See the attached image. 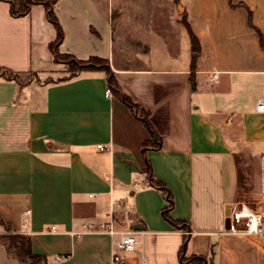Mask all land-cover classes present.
<instances>
[{
    "label": "crops",
    "instance_id": "crops-1",
    "mask_svg": "<svg viewBox=\"0 0 264 264\" xmlns=\"http://www.w3.org/2000/svg\"><path fill=\"white\" fill-rule=\"evenodd\" d=\"M231 3L57 0L58 51L108 60L118 87L107 97L103 70L63 79L68 65L54 60L56 29L42 4L14 17L0 0V68L16 77L0 74V219L47 264H264L262 241L225 223L235 202L264 210V0ZM183 16L200 45L194 88ZM141 111L156 147L145 145ZM146 159L183 224L163 215L168 201L142 171ZM108 221L135 234L122 262L112 259L117 237L101 227ZM0 264L27 263L0 240Z\"/></svg>",
    "mask_w": 264,
    "mask_h": 264
},
{
    "label": "trees",
    "instance_id": "trees-1",
    "mask_svg": "<svg viewBox=\"0 0 264 264\" xmlns=\"http://www.w3.org/2000/svg\"><path fill=\"white\" fill-rule=\"evenodd\" d=\"M3 1L9 3V12L14 17H19L27 14L30 11L31 6L34 4L43 5L47 19L54 25L56 29V38L54 41L50 42L49 44V48L53 53L54 60L63 61L68 65V75L63 79L71 78L78 72L84 70H103L107 75L108 87L111 89V91L112 90L116 91L118 85L111 72L108 60L99 57H90L87 60H79L70 54H62L58 51V45L63 39V31L59 24L57 16L53 10V6L57 2V0H3ZM229 3L232 5L231 0H229ZM250 15L251 13H249V20H250ZM181 22L185 27V29L187 30L191 42V48L193 54L190 65L191 67L190 80H191V85L194 88V70H195V59H196L195 57L196 54L200 51V45L197 37L192 32L191 27L188 21L186 20V17L183 16ZM260 43L261 46L264 47V42L261 36H260ZM0 74L16 79L15 76L6 73L1 68H0ZM119 95L127 105H129L130 107H135V105L132 103L129 97L123 94H119ZM140 115L141 117H143L144 122L147 125V128L151 136V138L147 140L145 145H151L153 147H156L160 139L159 137H157V135L155 134V132L153 131L152 127L150 126L147 120L148 113L146 111H141ZM142 171L146 173L150 182L157 189L161 191V193L168 201V206H166L163 209V215L165 216V218L174 225L183 224V222L178 220H173L169 216L168 212L172 206V195L164 183L153 177L151 171V164L147 159L145 160V166L143 167ZM0 224L4 228V232L0 235V240L4 244L9 254L18 257L21 261L26 262L27 264H47V260L44 255H40L32 252L31 241L28 235L13 231L10 224L4 222L1 219H0ZM184 247L185 246L183 245L180 250V256L182 260L185 259V257L182 256ZM188 260L189 262H191V264H207L206 258L202 256H190Z\"/></svg>",
    "mask_w": 264,
    "mask_h": 264
},
{
    "label": "built area",
    "instance_id": "built-area-1",
    "mask_svg": "<svg viewBox=\"0 0 264 264\" xmlns=\"http://www.w3.org/2000/svg\"><path fill=\"white\" fill-rule=\"evenodd\" d=\"M105 95L107 97L112 95L109 87L105 90ZM256 109L259 112H264V100L262 98L256 100ZM97 148L101 151L107 150L102 144H98ZM258 197L260 201L264 202V154L261 156V182ZM227 217L228 232L241 235H254L264 244V210L257 211L242 202H235L231 206ZM101 227L109 235L117 237L114 243L112 259L116 262H122L123 257L121 252H129L135 249L137 240L134 232L130 229L117 230L112 221L104 223ZM48 230L50 232H56V227L52 225ZM56 259H60V256H57Z\"/></svg>",
    "mask_w": 264,
    "mask_h": 264
},
{
    "label": "rangeland",
    "instance_id": "rangeland-1",
    "mask_svg": "<svg viewBox=\"0 0 264 264\" xmlns=\"http://www.w3.org/2000/svg\"><path fill=\"white\" fill-rule=\"evenodd\" d=\"M181 28H182V29H181L182 31H180L181 34H185V35H186V29H185L183 26H181ZM256 204H257V203H256ZM256 204L253 202V204H252L253 208L257 206ZM259 205H260V204H259ZM259 205H258V206H259ZM252 206H251V207H252ZM256 208H257V207H256Z\"/></svg>",
    "mask_w": 264,
    "mask_h": 264
},
{
    "label": "water",
    "instance_id": "water-1",
    "mask_svg": "<svg viewBox=\"0 0 264 264\" xmlns=\"http://www.w3.org/2000/svg\"><path fill=\"white\" fill-rule=\"evenodd\" d=\"M228 214H229V211L226 214V221H225L226 226H228V217H227ZM138 227H139V224H134V226H133V228L136 229V230L138 229Z\"/></svg>",
    "mask_w": 264,
    "mask_h": 264
}]
</instances>
